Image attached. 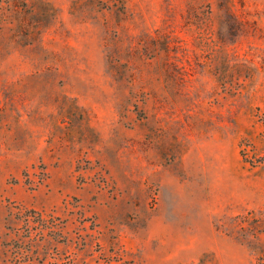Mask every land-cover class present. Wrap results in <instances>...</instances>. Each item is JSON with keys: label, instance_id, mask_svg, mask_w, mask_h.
I'll use <instances>...</instances> for the list:
<instances>
[{"label": "rangeland", "instance_id": "rangeland-1", "mask_svg": "<svg viewBox=\"0 0 264 264\" xmlns=\"http://www.w3.org/2000/svg\"><path fill=\"white\" fill-rule=\"evenodd\" d=\"M0 264H264V0H0Z\"/></svg>", "mask_w": 264, "mask_h": 264}]
</instances>
